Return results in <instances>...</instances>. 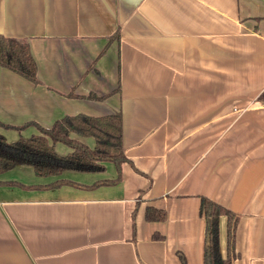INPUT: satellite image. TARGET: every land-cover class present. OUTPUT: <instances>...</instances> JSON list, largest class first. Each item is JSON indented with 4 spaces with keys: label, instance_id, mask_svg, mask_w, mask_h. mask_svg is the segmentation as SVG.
<instances>
[{
    "label": "crops",
    "instance_id": "1",
    "mask_svg": "<svg viewBox=\"0 0 264 264\" xmlns=\"http://www.w3.org/2000/svg\"><path fill=\"white\" fill-rule=\"evenodd\" d=\"M0 34L31 44L40 80L0 65V122L21 127L0 134L121 111L128 158L117 183L94 185L113 162L0 174V264H204L203 196L239 216L235 264H264V0H0ZM59 179L77 185L44 187Z\"/></svg>",
    "mask_w": 264,
    "mask_h": 264
},
{
    "label": "trees",
    "instance_id": "2",
    "mask_svg": "<svg viewBox=\"0 0 264 264\" xmlns=\"http://www.w3.org/2000/svg\"><path fill=\"white\" fill-rule=\"evenodd\" d=\"M119 29L115 37L119 38ZM0 65L8 68L34 83H39L38 64L32 52L31 44L17 38L0 34ZM110 94L99 96L90 93L88 98L104 100ZM28 125V124H26ZM40 133L28 138H19L8 141L0 134V174L19 165L31 166L36 175L41 177L58 176L65 171L102 172L106 169V162H113L118 170L115 179L97 181L102 183H117L122 178V165L128 160L123 145V115L121 111L103 116H91L84 113L66 115L57 120L51 128L36 124ZM6 128L21 129V127L0 122ZM93 137L95 146L71 136ZM64 142L71 147L67 154H60L55 144ZM12 185H21L20 182H7ZM63 184L77 183L68 179H59L44 187H55ZM79 185V184H78ZM43 185H39L42 187ZM200 213L205 217L204 264H235L237 257L236 227L239 216L224 205L201 197ZM227 217L228 253L223 256L220 247V219ZM146 218L151 221H162L167 218L165 210L148 207Z\"/></svg>",
    "mask_w": 264,
    "mask_h": 264
},
{
    "label": "rangeland",
    "instance_id": "3",
    "mask_svg": "<svg viewBox=\"0 0 264 264\" xmlns=\"http://www.w3.org/2000/svg\"><path fill=\"white\" fill-rule=\"evenodd\" d=\"M62 147H63V148H68V146H66L65 143H62V142H61V143L59 144L58 150L61 151V148H62ZM60 153H61V152H60ZM28 167L30 168V166H28ZM94 174H96V172H94Z\"/></svg>",
    "mask_w": 264,
    "mask_h": 264
}]
</instances>
